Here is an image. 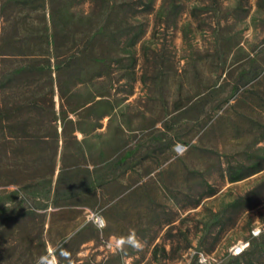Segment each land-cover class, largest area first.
Here are the masks:
<instances>
[{
    "label": "rangeland",
    "instance_id": "1",
    "mask_svg": "<svg viewBox=\"0 0 264 264\" xmlns=\"http://www.w3.org/2000/svg\"><path fill=\"white\" fill-rule=\"evenodd\" d=\"M256 225L264 0H0V264H264Z\"/></svg>",
    "mask_w": 264,
    "mask_h": 264
},
{
    "label": "clouds",
    "instance_id": "2",
    "mask_svg": "<svg viewBox=\"0 0 264 264\" xmlns=\"http://www.w3.org/2000/svg\"><path fill=\"white\" fill-rule=\"evenodd\" d=\"M253 235L259 236V232H254ZM117 251H123L126 247H131L139 249L141 247V242L136 236L134 231H130L127 236H122L117 238V243L115 245ZM36 264H51L50 257L47 255L41 256Z\"/></svg>",
    "mask_w": 264,
    "mask_h": 264
},
{
    "label": "built area",
    "instance_id": "3",
    "mask_svg": "<svg viewBox=\"0 0 264 264\" xmlns=\"http://www.w3.org/2000/svg\"><path fill=\"white\" fill-rule=\"evenodd\" d=\"M175 151L177 152V153H181L182 152V146L181 145H176V147H175ZM96 222H100V217H97L96 219ZM264 230V225L261 227V226H258V225H256V226H254V227H252L251 228V230H250V236L252 237V238H256V237H259L261 234H262V231ZM254 232H259L260 233V235L259 236H255V235H253V233ZM247 246H248V242H241V243H239L238 245H234L232 248H231V252H232V254L233 255H240V254H242L243 253V251L247 248Z\"/></svg>",
    "mask_w": 264,
    "mask_h": 264
},
{
    "label": "trees",
    "instance_id": "4",
    "mask_svg": "<svg viewBox=\"0 0 264 264\" xmlns=\"http://www.w3.org/2000/svg\"><path fill=\"white\" fill-rule=\"evenodd\" d=\"M56 192L59 193V192H60V189L57 188V189H56ZM243 252H244V251H243ZM242 254H243V253H242ZM244 254H246V253H244Z\"/></svg>",
    "mask_w": 264,
    "mask_h": 264
}]
</instances>
